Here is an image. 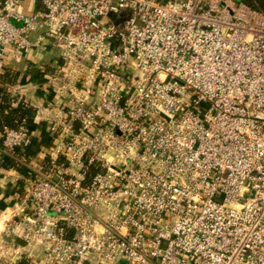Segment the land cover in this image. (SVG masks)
<instances>
[{"label":"built area","instance_id":"1","mask_svg":"<svg viewBox=\"0 0 264 264\" xmlns=\"http://www.w3.org/2000/svg\"><path fill=\"white\" fill-rule=\"evenodd\" d=\"M31 2L0 0V63L59 51L62 106L39 113L58 141L6 228L23 245L0 239L1 260L264 264V11ZM32 141L27 125L6 126L1 160L23 166Z\"/></svg>","mask_w":264,"mask_h":264},{"label":"crops","instance_id":"2","mask_svg":"<svg viewBox=\"0 0 264 264\" xmlns=\"http://www.w3.org/2000/svg\"><path fill=\"white\" fill-rule=\"evenodd\" d=\"M25 4L28 10H33L31 0ZM59 56L57 49L35 46L19 60L8 58L4 64L0 63V75L7 71L17 75L13 83H1L0 92L3 88L6 89L15 98L14 106L22 102L37 110L30 127L33 141L22 152L25 164L19 167H4L0 158V239L7 240L10 249H13V244L23 245L20 239L9 236L6 228L12 220L21 218L26 180L43 164L47 153L58 141L48 122L39 113L45 116L62 106L60 105L62 98L51 82L49 74L58 66ZM5 129L6 125L0 115V150ZM1 258L0 264H6Z\"/></svg>","mask_w":264,"mask_h":264},{"label":"trees","instance_id":"3","mask_svg":"<svg viewBox=\"0 0 264 264\" xmlns=\"http://www.w3.org/2000/svg\"><path fill=\"white\" fill-rule=\"evenodd\" d=\"M249 5L259 8L264 11V0H242ZM17 75L7 71L0 75L1 83H13ZM14 97L9 94L6 89H2L0 92V115L2 116L4 123L7 127H17L21 124H25L31 127L34 117L36 115V108L27 106L20 102L17 106H14ZM4 167H19L13 159H7L2 162ZM97 167L91 168V173L97 172ZM18 264H28V260L23 258L18 261Z\"/></svg>","mask_w":264,"mask_h":264},{"label":"rangeland","instance_id":"4","mask_svg":"<svg viewBox=\"0 0 264 264\" xmlns=\"http://www.w3.org/2000/svg\"><path fill=\"white\" fill-rule=\"evenodd\" d=\"M28 0H25V3L27 2ZM253 1H255V0H253ZM3 141V140H2Z\"/></svg>","mask_w":264,"mask_h":264}]
</instances>
